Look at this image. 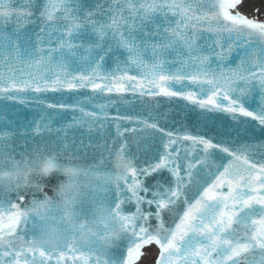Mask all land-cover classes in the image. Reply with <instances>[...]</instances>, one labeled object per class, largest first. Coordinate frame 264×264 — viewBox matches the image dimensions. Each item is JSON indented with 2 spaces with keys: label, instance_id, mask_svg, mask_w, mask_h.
I'll return each mask as SVG.
<instances>
[{
  "label": "snow or ice",
  "instance_id": "obj_1",
  "mask_svg": "<svg viewBox=\"0 0 264 264\" xmlns=\"http://www.w3.org/2000/svg\"><path fill=\"white\" fill-rule=\"evenodd\" d=\"M241 3L0 0V264H264V19Z\"/></svg>",
  "mask_w": 264,
  "mask_h": 264
},
{
  "label": "water",
  "instance_id": "obj_2",
  "mask_svg": "<svg viewBox=\"0 0 264 264\" xmlns=\"http://www.w3.org/2000/svg\"><path fill=\"white\" fill-rule=\"evenodd\" d=\"M154 102L149 101L150 110H153L154 113H165L166 114V120L167 123L165 124L166 127L179 129L181 127L180 121L183 118V112H182V103H169L165 101L163 98L160 99L159 106L158 107H152ZM122 112H132V111H140V105L138 103L134 102V105H120ZM25 112L30 116L31 113L26 109ZM145 116H147V112L143 113ZM156 253L155 246L150 247L146 249L147 255L145 258L141 261V264H148L149 261H154L153 251Z\"/></svg>",
  "mask_w": 264,
  "mask_h": 264
},
{
  "label": "bare ground",
  "instance_id": "obj_3",
  "mask_svg": "<svg viewBox=\"0 0 264 264\" xmlns=\"http://www.w3.org/2000/svg\"><path fill=\"white\" fill-rule=\"evenodd\" d=\"M236 11L247 15L249 18L264 19V0H242Z\"/></svg>",
  "mask_w": 264,
  "mask_h": 264
},
{
  "label": "rangeland",
  "instance_id": "obj_4",
  "mask_svg": "<svg viewBox=\"0 0 264 264\" xmlns=\"http://www.w3.org/2000/svg\"><path fill=\"white\" fill-rule=\"evenodd\" d=\"M253 11V10H252ZM257 15H259V13H257ZM264 18V17H263Z\"/></svg>",
  "mask_w": 264,
  "mask_h": 264
}]
</instances>
